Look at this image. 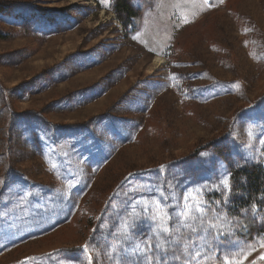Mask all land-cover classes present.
Segmentation results:
<instances>
[{
  "label": "rangeland",
  "instance_id": "1",
  "mask_svg": "<svg viewBox=\"0 0 264 264\" xmlns=\"http://www.w3.org/2000/svg\"><path fill=\"white\" fill-rule=\"evenodd\" d=\"M126 1L136 21L112 0H0V264H112L148 186L191 222V204L226 199L218 158L264 166V0ZM37 126L55 131L42 150ZM238 232L200 264H264V234Z\"/></svg>",
  "mask_w": 264,
  "mask_h": 264
},
{
  "label": "snow or ice",
  "instance_id": "2",
  "mask_svg": "<svg viewBox=\"0 0 264 264\" xmlns=\"http://www.w3.org/2000/svg\"><path fill=\"white\" fill-rule=\"evenodd\" d=\"M103 2L107 5L108 0H103ZM205 2L209 4V7L215 6L212 0H205ZM185 23L188 22L185 21ZM32 134L40 142L42 150L43 146L54 137L55 131L37 126L32 129ZM261 143H264V138H261ZM70 147L74 154L81 157L84 152H87L88 157H91L101 151L99 145L94 141L85 146L83 151H78L76 144L70 145ZM202 155L208 154L202 153ZM253 156L254 153L251 152L247 155L243 152L238 153L231 158L233 169H240L252 162ZM227 163L223 159H217L218 173L216 179L218 183L212 185V190L219 191L221 196L226 199L217 200L214 202L215 206L207 208L204 207L205 202L203 201L191 204V222H188V218L184 214L185 209L181 201L176 200L173 203L175 197L166 195L164 189H161L157 195L155 188L148 186L151 194L146 196L138 194V198L126 201L125 208L129 205L141 204L143 207L139 214L129 213V220L123 225L125 229H131L132 234L125 231L122 236L108 241L107 260L112 264H200L205 256L211 253L215 246L220 245L222 240L237 227L231 220L221 215L223 209L220 205L229 204L233 193L230 177L234 173L227 169ZM160 167L163 169L164 165ZM3 183L4 181L0 180V192L3 191ZM206 188L207 183L205 184ZM67 199L65 197V200ZM145 200L148 203H144ZM183 200L188 201L189 197L185 196ZM151 204H155L163 212L164 216L167 217L166 222L163 221L160 213H152ZM256 207V204H252L253 211L256 210ZM68 210L71 211V208L69 207ZM242 211L246 212L247 210L242 209ZM209 213H215V215L210 218H201V214L207 217ZM133 216L136 217V222H132ZM214 221H219V223ZM141 226L146 229L143 233L139 232ZM181 232H183L182 236L180 235ZM112 235L113 237L116 236L115 233ZM0 239H8V237L0 233ZM136 241H140L144 246ZM216 251H219V247H216ZM251 251L254 249H250ZM248 254L246 253V255ZM260 259L264 260V252L260 254ZM88 264H104V261H98L97 255H89ZM252 264H256V261L253 260Z\"/></svg>",
  "mask_w": 264,
  "mask_h": 264
},
{
  "label": "trees",
  "instance_id": "3",
  "mask_svg": "<svg viewBox=\"0 0 264 264\" xmlns=\"http://www.w3.org/2000/svg\"><path fill=\"white\" fill-rule=\"evenodd\" d=\"M112 1L115 2L114 7L118 13L124 12L127 19L136 21L138 15L126 0ZM0 39H5L1 32ZM230 171L234 173L230 177L233 193L225 214L236 222L238 234L244 239L251 240L253 236L264 234V227L259 224L260 217L264 212V166L252 164L240 169L231 168ZM252 204L257 205L255 211L252 209ZM242 209L247 211L244 212Z\"/></svg>",
  "mask_w": 264,
  "mask_h": 264
},
{
  "label": "bare ground",
  "instance_id": "4",
  "mask_svg": "<svg viewBox=\"0 0 264 264\" xmlns=\"http://www.w3.org/2000/svg\"><path fill=\"white\" fill-rule=\"evenodd\" d=\"M155 60H156V61H159L160 59H159V58H156Z\"/></svg>",
  "mask_w": 264,
  "mask_h": 264
}]
</instances>
